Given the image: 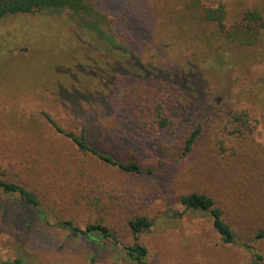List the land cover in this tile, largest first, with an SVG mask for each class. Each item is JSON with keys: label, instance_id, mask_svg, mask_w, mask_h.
I'll return each instance as SVG.
<instances>
[{"label": "rangeland", "instance_id": "rangeland-1", "mask_svg": "<svg viewBox=\"0 0 264 264\" xmlns=\"http://www.w3.org/2000/svg\"><path fill=\"white\" fill-rule=\"evenodd\" d=\"M110 1L130 8L120 17L96 1L115 12L111 30L57 8L0 19V180L40 202L20 207L0 190V263L135 264L124 253L137 242L147 264H264V28L237 47L185 0ZM200 2L223 3L228 25L248 9L264 16V0ZM139 25L148 32L127 34ZM191 193L213 199L233 243L212 216L185 208ZM137 217L151 229L133 235ZM66 221L103 225L117 242L74 236Z\"/></svg>", "mask_w": 264, "mask_h": 264}, {"label": "trees", "instance_id": "trees-1", "mask_svg": "<svg viewBox=\"0 0 264 264\" xmlns=\"http://www.w3.org/2000/svg\"><path fill=\"white\" fill-rule=\"evenodd\" d=\"M96 1L97 0H0V19L8 15H15L19 13L32 14L57 8L64 9L75 17L86 18L88 20L90 19L92 22L103 25L108 30H111L112 23H114V19L112 18L111 14L116 12L118 16L123 17L125 16V8L127 9L128 14L130 12L129 7H117L113 5L110 0L109 4L112 7L115 6L116 10L115 12H104L97 7ZM184 7L186 10H189V12H196L199 19L203 22L216 26L221 39H223L226 43L233 44L237 47H251L256 45L260 40L261 31L264 28V16L257 9H248L244 11L239 19L228 25L227 9L223 3H219L215 7H204L201 5L200 0H185ZM128 19V22H131V17L129 15ZM144 27L146 26L139 25L137 32H133L132 30L131 32L129 28H127L130 32L127 34L142 37L148 32V30L146 31ZM133 61L135 60L132 59V63ZM184 76L185 75H182L181 78ZM182 81L184 82L185 80ZM159 123L161 126H165L166 120L161 119ZM198 134V129L193 130L189 134L185 142V151H189L192 148ZM68 137L71 138L79 150L96 156L109 165L117 166L119 169L126 172H141L139 165L135 162L122 164L115 162L108 156L100 155L96 149L89 145L83 134L77 138L71 134H68ZM0 190L6 195L13 194L17 196L20 207L30 206L37 209L40 205V202L34 193L28 191L17 183L0 180ZM181 202L188 210L200 211L212 216L213 228L220 236L221 240L225 244H231L234 242L235 233L230 228V226L222 220L221 211L215 207L214 201L211 197L203 193H191L181 196ZM66 225L74 236H86L96 233L102 238L113 243L117 242L115 235L103 225L88 224L85 229H81L73 225L71 221H66ZM152 226L153 222L147 217H137L129 221V227L131 228L133 235H137L142 231H149ZM135 240H137L136 236ZM125 250L126 252L124 254L130 261L134 262L135 264H147V250L142 244L135 242ZM261 261V256L255 255V260L251 264H262ZM0 264L24 263L20 259H15L13 261H4ZM89 264L93 263L91 262Z\"/></svg>", "mask_w": 264, "mask_h": 264}]
</instances>
